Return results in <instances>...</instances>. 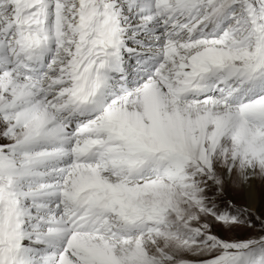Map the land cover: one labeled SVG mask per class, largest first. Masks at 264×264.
Here are the masks:
<instances>
[{"label": "snow or ice", "instance_id": "1", "mask_svg": "<svg viewBox=\"0 0 264 264\" xmlns=\"http://www.w3.org/2000/svg\"><path fill=\"white\" fill-rule=\"evenodd\" d=\"M0 264H264V0H0Z\"/></svg>", "mask_w": 264, "mask_h": 264}]
</instances>
